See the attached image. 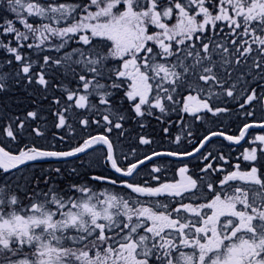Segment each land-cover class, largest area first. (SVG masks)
Instances as JSON below:
<instances>
[{"label": "snow or ice", "instance_id": "6c2138e0", "mask_svg": "<svg viewBox=\"0 0 264 264\" xmlns=\"http://www.w3.org/2000/svg\"><path fill=\"white\" fill-rule=\"evenodd\" d=\"M0 264H264V0H0Z\"/></svg>", "mask_w": 264, "mask_h": 264}]
</instances>
